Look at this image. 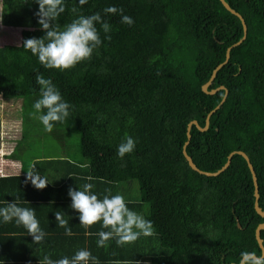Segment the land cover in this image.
<instances>
[{"label":"trees","instance_id":"16d2710c","mask_svg":"<svg viewBox=\"0 0 264 264\" xmlns=\"http://www.w3.org/2000/svg\"><path fill=\"white\" fill-rule=\"evenodd\" d=\"M226 1L245 18L247 36L231 49L209 86L224 85L226 100L210 116L207 130L192 126L186 150L207 172L222 168L232 151L246 152L264 210V0ZM1 5V24L21 29L20 42L0 46V93L21 96L24 144L28 146V119V125L43 127L32 107L39 98L38 75L50 79L71 104L69 117L55 123L52 136L60 139L64 131L73 136L72 130L80 136L78 157L34 153L32 163L24 157V171L29 163V172L42 178L61 175L62 195L52 201L46 192L55 187L47 179V186L37 189L27 173L5 178L23 183L33 192L31 199L42 204H70L64 191L85 183L93 185L100 199L107 192L125 197L130 209L153 223L151 236L129 244V264H240L245 253L261 256L255 229L264 217L255 210L254 183L244 157L235 154L223 172L206 176L183 155L188 123L197 120L203 127L225 95L224 89L209 94L202 86L226 60L227 48L243 37L237 16L220 0H87L82 6L65 0V12L57 20L61 27L79 15L99 12L111 31L105 39L97 24L101 45L91 58L60 70L44 68L22 46L25 39L43 35L34 0H1ZM109 5L134 23H121L120 14L105 15L102 10ZM127 136L136 146L121 159L116 150ZM261 237L264 243V230ZM57 246L40 249L58 258L62 252ZM90 250L98 264H111L97 241H90ZM252 261L248 258L246 264Z\"/></svg>","mask_w":264,"mask_h":264},{"label":"clouds","instance_id":"9594fccd","mask_svg":"<svg viewBox=\"0 0 264 264\" xmlns=\"http://www.w3.org/2000/svg\"><path fill=\"white\" fill-rule=\"evenodd\" d=\"M34 2L37 5L35 12L37 24L43 35L25 39L22 46L46 69L65 70L90 59L94 49L101 45L97 24L105 33V39L110 38L107 34L111 31V25L99 12L89 16L79 15L61 27L57 20L65 12V0H34ZM78 3L82 6L87 0H78ZM72 11L75 12L76 9L73 8ZM102 11L105 15L120 14V22L123 24L131 26L134 23L131 17L124 15L123 10L114 5H109ZM36 84L39 86V98L34 101L32 107L35 114H38L44 130L51 132L55 123H64L69 117L71 104L63 99L59 89L50 79L38 75ZM135 146L136 141L131 136H127L118 145L116 155L122 159L126 154L132 153ZM27 179L37 189H43L48 184L47 180L36 172H27ZM92 189L91 183L76 188L69 186L67 195L71 201L69 207L76 213L82 226L88 228L100 222L102 228L108 229L98 233L97 247L105 246L111 239H115L118 245H125L135 242L141 235H152V221L130 209L122 195H111L107 192L100 199ZM54 217L58 225L65 228V234L70 236L72 232L67 227L68 221L60 212H54ZM10 222L23 226L33 243L44 242L46 233L40 227L33 209L21 207L17 201H9L5 207H0V223ZM244 255L250 258L253 254ZM44 264H98V261L90 250L82 248L71 258L65 256L53 261L45 256ZM252 264H264V258H255Z\"/></svg>","mask_w":264,"mask_h":264},{"label":"crops","instance_id":"0c3cea01","mask_svg":"<svg viewBox=\"0 0 264 264\" xmlns=\"http://www.w3.org/2000/svg\"><path fill=\"white\" fill-rule=\"evenodd\" d=\"M21 145L22 141L15 142V144L13 141H7V139L0 141V207H5L9 201L14 200L17 201L21 207L33 209L40 223V227L46 233V237L43 243L35 244L32 242V238L28 235L27 230L24 229L23 226H18L15 222L0 223V246L2 247L1 253L4 255L0 253V264H13L15 262H17V264H22L21 262L25 261L32 264H44V258L47 256L45 252L47 251L44 252L43 249H40L43 244H46L48 247H54L56 243L58 245L57 248L61 250L62 253L58 258L53 257L54 255L52 253L47 256L53 261H57L65 256L71 258L76 251L82 248L90 250V241H97L98 233L108 230L102 228L100 222L85 228L79 223L78 216L69 207V203L60 206H56L53 202L42 204L45 203V201H43L42 203H38L40 200H32L31 197L33 198L34 196L33 192L31 190H26L23 183L5 178L30 171L31 166H29V163L26 165V171L22 169V167H25V164L24 157H22V154L19 152ZM29 161L31 163L33 162L31 159H27V162ZM46 179L55 187L54 192H46L47 195L51 196L47 198H51L52 201L53 197L62 195L58 194V190L63 185V181L61 175L54 173L53 176L49 175ZM5 192L9 194L7 200L4 199ZM64 192H67V190ZM124 199L126 198L124 197ZM54 212H60L63 218L68 221L67 227L70 228L72 232L70 236L66 235L65 228L60 227L58 222L55 221ZM54 237H56L55 240ZM102 249L109 255L110 259L107 260V263H130L129 244L118 245L115 239H111L106 242V245L103 246ZM24 257L25 260H21Z\"/></svg>","mask_w":264,"mask_h":264},{"label":"rangeland","instance_id":"374dc122","mask_svg":"<svg viewBox=\"0 0 264 264\" xmlns=\"http://www.w3.org/2000/svg\"><path fill=\"white\" fill-rule=\"evenodd\" d=\"M2 5L0 0V46L4 44L18 43L21 39V29L6 27L1 24ZM21 96L7 95L0 93V141L7 139V141L20 142L22 141L19 152L22 157L30 159L34 153L39 157H44L51 152L52 155H60L64 157L77 156L79 152V134L72 130L73 136L68 135V132L62 133L60 139L55 140L51 132H46L44 127L35 128L31 124L28 125L30 119L27 120L29 129L24 128V132L29 133L28 146L24 144L21 139L23 112L21 107ZM19 111V112H18ZM18 112V113H17ZM58 142L55 143L54 142ZM73 143V144H71ZM58 146H57V145ZM25 147H27L25 149ZM27 156V157H26ZM30 156V157H28Z\"/></svg>","mask_w":264,"mask_h":264},{"label":"water","instance_id":"95a60500","mask_svg":"<svg viewBox=\"0 0 264 264\" xmlns=\"http://www.w3.org/2000/svg\"><path fill=\"white\" fill-rule=\"evenodd\" d=\"M220 2L223 4V6L232 14H234L235 16H237L240 21H241V24H242V27H243V37L235 44H233L231 47L227 48V51H226V60L219 64L213 71V74L210 78V80L208 82H206L203 86H202V89L204 92L206 93H209V94H215L216 92H218L219 90L221 89H224L225 90V95L222 99V101L216 106V108H214L211 112H209V114L207 115L206 117V121H205V125L202 127L197 120H191L188 125H187V141L185 142L184 144V147H183V155L186 159V161L188 162L189 166L197 171L198 173L200 174H203V175H206V176H217L219 175L221 172H223L227 167H229L230 163H231V160L233 158V156L235 154H240L241 156L244 157V159L246 160L247 162V165L250 169V172H251V175H252V179H253V183H254V197H255V201H254V207H255V210L256 212L264 217V210L262 209V207L260 206L259 204V198H260V187H259V181H258V176L256 174V171L254 169V166L250 160V157L248 156V154L242 150H236V151H232L229 155H228V160L227 162L225 163V165L220 168L218 171L216 172H207V171H204L202 169H200L196 163L194 162L192 156H190L186 150L190 140H191V137H192V134H191V129H192V126H196L200 131H205L209 128V125H210V116L212 115V113L220 108V106L224 103V101L226 100V97L228 95V89L224 86V85H221L217 88H214V89H209V86L211 85V83L213 82L214 78L216 77L217 75V72L218 70L228 61V59L230 58V51L233 47L237 46L238 44H240L247 36V31H248V26H247V23L245 21V18L242 16V14L240 12H238L236 9H234L226 0H220ZM238 226L241 227V224L238 222ZM262 230H264V221L259 223L255 229V237H256V240L258 242V245L261 249V256H257L256 254L254 253H251L253 254L250 258L251 259H255V258H264V243H263V239L261 237V232ZM249 257H246L245 255L242 257L241 261H240V264H246V259H248Z\"/></svg>","mask_w":264,"mask_h":264}]
</instances>
